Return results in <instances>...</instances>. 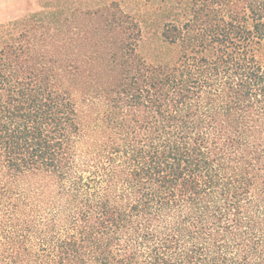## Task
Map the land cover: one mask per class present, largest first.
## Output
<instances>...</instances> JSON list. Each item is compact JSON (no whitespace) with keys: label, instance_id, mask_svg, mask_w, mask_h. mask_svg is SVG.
<instances>
[{"label":"trees","instance_id":"trees-1","mask_svg":"<svg viewBox=\"0 0 264 264\" xmlns=\"http://www.w3.org/2000/svg\"><path fill=\"white\" fill-rule=\"evenodd\" d=\"M0 45V264H264V0H35Z\"/></svg>","mask_w":264,"mask_h":264},{"label":"rangeland","instance_id":"rangeland-1","mask_svg":"<svg viewBox=\"0 0 264 264\" xmlns=\"http://www.w3.org/2000/svg\"><path fill=\"white\" fill-rule=\"evenodd\" d=\"M35 0H0V45L4 40L5 31L10 28L11 22L21 18L24 14L32 12L36 7ZM157 0H118L120 5L130 12L144 11L148 4Z\"/></svg>","mask_w":264,"mask_h":264}]
</instances>
